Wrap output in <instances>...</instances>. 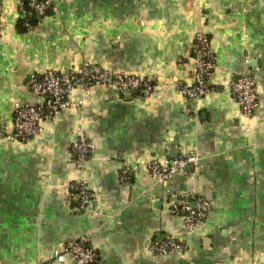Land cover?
Segmentation results:
<instances>
[{
    "label": "crops",
    "instance_id": "1",
    "mask_svg": "<svg viewBox=\"0 0 264 264\" xmlns=\"http://www.w3.org/2000/svg\"><path fill=\"white\" fill-rule=\"evenodd\" d=\"M49 1L27 31L18 0H0V264H71L53 253L81 236L97 264L264 262V0ZM198 32L216 62L209 92L190 99L175 82H192ZM83 62L153 79V90L140 96L111 85L76 87L39 135L4 138L15 105L41 100L29 79ZM244 74L256 85L251 117L230 94V81ZM79 130L95 145L82 163L71 151ZM188 153L199 159L191 178L149 175L150 160ZM123 165L135 171L129 182L119 179ZM80 178L94 194L85 210L67 188ZM191 187L212 207L188 232L171 204ZM155 239L187 248L155 256Z\"/></svg>",
    "mask_w": 264,
    "mask_h": 264
},
{
    "label": "built area",
    "instance_id": "2",
    "mask_svg": "<svg viewBox=\"0 0 264 264\" xmlns=\"http://www.w3.org/2000/svg\"><path fill=\"white\" fill-rule=\"evenodd\" d=\"M49 0H18L17 10L22 16L27 31L35 26L29 24L31 16H43L49 7ZM2 5L0 4V36L2 34ZM194 71L192 82L185 84L176 81L178 91L190 99H199L210 90L209 79L215 67L216 58L210 46L208 37L198 32L195 34L193 47ZM31 93L41 100L16 104L13 110L11 130L4 135L7 140L26 141L43 131V121L54 120L58 113L70 105L68 96L74 88L86 91L96 85L114 86L120 93H131L140 96L149 95L154 87L153 79L139 78L128 73H113L100 65L83 62L78 67L68 71L57 72L45 70L39 78H31L27 82ZM230 94L232 101L237 103L241 112L246 117H251L258 106L256 85L252 75L244 74L234 77L230 81ZM95 145L92 138L83 130H79L77 137L71 144L73 158L78 162L87 161L93 154ZM199 163L198 156L192 153L183 154L174 158L162 160L153 159L147 163V170L152 179L164 181L174 175L188 174L192 177V169ZM189 166V171L185 168ZM134 170L123 165L119 173L121 181L129 182L134 176ZM71 198L80 210H85L91 203L94 194L86 179L80 178L67 184ZM212 204L193 187L183 196H174L171 211L180 215L184 228L192 232L207 216ZM187 245L175 239L153 240L149 246L155 256L183 251ZM53 256L58 261L66 257L71 259V264H97L98 255L86 236L69 239L62 250H56ZM254 264H264L257 262Z\"/></svg>",
    "mask_w": 264,
    "mask_h": 264
},
{
    "label": "trees",
    "instance_id": "3",
    "mask_svg": "<svg viewBox=\"0 0 264 264\" xmlns=\"http://www.w3.org/2000/svg\"><path fill=\"white\" fill-rule=\"evenodd\" d=\"M24 1L26 2L27 0H24ZM49 9H50V5H49V7L45 10V12H44L43 15H45V14L49 11ZM40 17H42V16H40ZM40 17L34 16V15L31 16V17H29V18H28L29 24L32 25V26H35L36 23H37V21H38V19H39ZM24 21H25V20L22 18V19H21L22 26H23V28H24L25 30H27V28L24 26Z\"/></svg>",
    "mask_w": 264,
    "mask_h": 264
},
{
    "label": "water",
    "instance_id": "4",
    "mask_svg": "<svg viewBox=\"0 0 264 264\" xmlns=\"http://www.w3.org/2000/svg\"><path fill=\"white\" fill-rule=\"evenodd\" d=\"M190 169V167L189 166H187L186 168H185V170H189Z\"/></svg>",
    "mask_w": 264,
    "mask_h": 264
}]
</instances>
